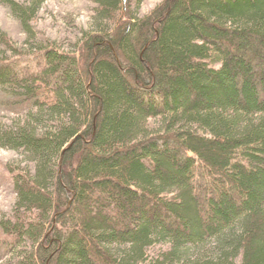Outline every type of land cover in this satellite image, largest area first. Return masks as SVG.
<instances>
[{
	"label": "trees",
	"instance_id": "1",
	"mask_svg": "<svg viewBox=\"0 0 264 264\" xmlns=\"http://www.w3.org/2000/svg\"><path fill=\"white\" fill-rule=\"evenodd\" d=\"M94 1L116 27L80 54L26 53L0 29L19 114L0 147L29 162L8 167L9 264H264V0H167L143 19L136 0ZM2 2L38 39L45 0Z\"/></svg>",
	"mask_w": 264,
	"mask_h": 264
},
{
	"label": "rangeland",
	"instance_id": "2",
	"mask_svg": "<svg viewBox=\"0 0 264 264\" xmlns=\"http://www.w3.org/2000/svg\"><path fill=\"white\" fill-rule=\"evenodd\" d=\"M18 1L29 3L32 0ZM166 2L167 0H146L144 4H140V1L138 3L136 0L134 12L138 18L143 19L153 15ZM98 9L99 5L94 0H45L40 22L36 24L38 39H35L27 32L13 10L0 0V29L7 32L26 53L35 51L45 45L46 40H51L67 52L80 54L84 34L103 33L106 27L112 30L116 27L109 22L106 24L100 22L97 19ZM5 97L7 98V95L1 92L0 128L11 125L19 118L18 113L3 103ZM9 166L26 167L29 166V162L21 152L0 147V225L6 217L14 213L19 201L15 183L8 174ZM162 248V246L155 248L151 256L155 257L163 250ZM5 255V251L0 247V264H9L16 258L13 255Z\"/></svg>",
	"mask_w": 264,
	"mask_h": 264
}]
</instances>
